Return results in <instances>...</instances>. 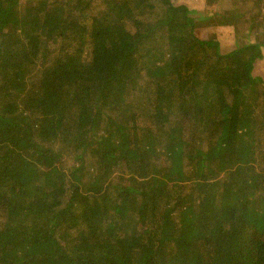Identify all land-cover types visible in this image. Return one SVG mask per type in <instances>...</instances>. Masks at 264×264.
Masks as SVG:
<instances>
[{"label": "trees", "instance_id": "1", "mask_svg": "<svg viewBox=\"0 0 264 264\" xmlns=\"http://www.w3.org/2000/svg\"><path fill=\"white\" fill-rule=\"evenodd\" d=\"M197 14L0 0V264H264V16Z\"/></svg>", "mask_w": 264, "mask_h": 264}, {"label": "rangeland", "instance_id": "2", "mask_svg": "<svg viewBox=\"0 0 264 264\" xmlns=\"http://www.w3.org/2000/svg\"><path fill=\"white\" fill-rule=\"evenodd\" d=\"M176 2L198 10L200 16H208L215 12L234 14L226 20L214 15L198 23V34L205 39H218L223 52L231 51L248 42L251 37L249 38L250 34H247V31L252 20L264 16V0H176ZM237 13L241 15H236ZM255 72L264 76V58L258 61Z\"/></svg>", "mask_w": 264, "mask_h": 264}]
</instances>
